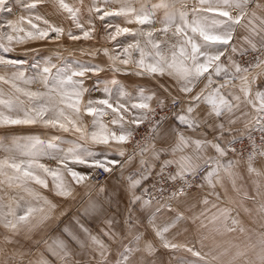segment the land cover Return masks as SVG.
I'll use <instances>...</instances> for the list:
<instances>
[{
  "label": "snow or ice",
  "instance_id": "6c2138e0",
  "mask_svg": "<svg viewBox=\"0 0 264 264\" xmlns=\"http://www.w3.org/2000/svg\"><path fill=\"white\" fill-rule=\"evenodd\" d=\"M40 2L23 3L24 10L30 14L27 29L12 20L0 23V66L5 71L0 74V128L42 125L71 133L74 138L29 135L0 140V153L5 154L0 157V186L18 190L7 203L0 197V227L8 233L4 243H12L22 229L30 233L53 219L58 203L41 195L33 185L64 200L74 198L76 186H80L85 190L81 199H88L82 213L73 217V221L84 239L73 231L71 223L62 231L81 250L87 246L96 252L99 256L96 264H108V245L100 235L92 234L81 216L104 217L101 233L109 239L116 237L114 218L107 216L100 202L91 198V190L96 187L101 171L111 176L119 170L128 199L125 224L129 228L133 226L132 210L138 205L153 224L163 247L184 250L194 258L180 257L178 264H207L194 247L187 242L173 243L166 239L165 233L183 221L179 209L188 202V191L193 185L214 190L216 184H222L223 178L228 177L235 187L234 169L243 159L235 146L245 135L251 144L247 170L261 175L253 165L257 158H264V90H254L253 86L258 78L264 77V16L257 14V9L264 11V4L258 0H194L189 9L187 0H158L151 4L149 0H92L87 8L89 27L85 30L80 22L81 10L65 0H57L59 8L81 33L76 35L69 30V39H92L95 14L104 24V39L116 42L112 50H90L93 56L102 51L113 73L104 82L103 96L93 98L85 82L104 71L100 64L79 60L69 63L59 54L33 56L31 60L7 55L15 45L33 40H59L64 34L62 27L50 23L36 11ZM100 2L118 7L105 10L96 6ZM11 4L12 0H0V13L10 14ZM160 10L163 15L157 21L156 13ZM119 17L137 27L111 23L112 18ZM24 21L21 17L20 23ZM34 21L42 22L44 27ZM156 23L161 27H153ZM238 28L247 33L239 42L234 36ZM118 37L129 42L125 44ZM238 52L241 56L255 55L250 60L237 61L233 57ZM53 59L58 63H53ZM129 65L136 76L153 79L168 76L175 85H159L166 95H160L159 89L143 86L129 91L116 78V73L127 74ZM9 68L13 69L10 75ZM2 85H7V90ZM32 85H38L37 89L33 90ZM173 87L178 89L175 95ZM86 94L89 95L85 100ZM85 116L91 118L88 127L83 124ZM105 116L111 119L105 122ZM238 124H243V128H237ZM141 125H146L143 133L139 132ZM253 132L260 134L259 143ZM137 134L140 139L128 153L125 146ZM89 145L104 146L106 151L101 155ZM242 149L246 150L243 144ZM137 157L135 170L125 176V169ZM45 160L54 162V166ZM197 177L199 184L194 179ZM149 180L152 183L146 186ZM105 191L101 185L97 196ZM106 199L110 200L111 195ZM162 209L172 215L168 217L170 223L159 228L154 220ZM220 211L226 219L228 210ZM232 223L235 225L237 221L233 219ZM48 251L61 264H80L73 259L77 253L62 239L57 238ZM136 251L141 249H127L116 264H139L133 259ZM142 251L151 254L154 249L146 243ZM37 264H49V261L41 258Z\"/></svg>",
  "mask_w": 264,
  "mask_h": 264
},
{
  "label": "crops",
  "instance_id": "0c3cea01",
  "mask_svg": "<svg viewBox=\"0 0 264 264\" xmlns=\"http://www.w3.org/2000/svg\"><path fill=\"white\" fill-rule=\"evenodd\" d=\"M27 2H30V0ZM65 2L71 7L79 8L81 10L80 22L84 26L85 30H87L89 27L86 23L89 15L87 8L92 5V0H65ZM258 2L264 4V0H258ZM96 6L99 7V3ZM137 6L139 7V5ZM36 11L50 23L54 22L52 24H55L56 26L59 24V27L66 29V15L68 14L59 8L57 0H41ZM257 14L264 16V11L257 9ZM162 15V10L157 11V21L162 17ZM92 20L95 29H98V16L94 14L92 16ZM255 22L256 24H259L258 20ZM113 24H119L122 27L129 28L137 27L136 24H126L123 17L114 18ZM157 24L160 28L161 25L159 23ZM111 30L114 31V28ZM245 35H247L245 30L240 28H238L234 33L235 39L238 42L242 41V38ZM118 40L123 41L125 44L129 42L123 37H118ZM92 42H94V40ZM92 42L91 45L88 46L94 47L95 44ZM115 43L116 42L109 41L108 49L112 50L111 45L115 46ZM79 56L83 58V60L79 59V61H84V58H86L94 64H100L104 68V71L99 73L98 77L93 76L91 78V83L95 86V91L93 92L103 96L104 82L111 79L113 76L112 71H110L108 67L109 62L107 56H101L98 54L95 56L81 54ZM80 57L77 56V58ZM253 57L254 55L252 53H247L241 56L238 52L233 58L237 61H247ZM131 67V65L128 66L127 74L116 73V78L126 85L129 91H132L137 86H143L148 89H159L160 84H164L165 86L175 85V81L168 76L157 79H153L148 76H136L132 74ZM202 86V84L199 85V87ZM87 87L89 88V86ZM253 88L254 90H264V77L258 78L257 83L253 86ZM172 91L175 95L177 94L178 89L173 87ZM159 93L160 95H166V93L163 92V89H159ZM248 110L251 111L250 108ZM90 119V117L86 116L83 118V124L85 127L89 126ZM110 119L111 117H108V119L106 118L104 121L108 122ZM172 122V120H169V123ZM236 127L242 129L243 124H238ZM43 135L53 134L51 133V130L43 128ZM58 135H63L66 140L74 138L71 133L59 132ZM1 138L3 139V137ZM89 147L101 155H103L106 151L104 146L89 145ZM116 158L119 159V157ZM126 158L127 157H125V159ZM138 161L139 158L137 157L133 160L132 164L127 166L124 171L125 176L128 172L135 170ZM50 165L54 166V162L51 161ZM253 167L258 169L261 172V175H256L255 173L250 174L247 170V164L244 161H240L239 165L234 169L237 174L235 187L233 186L231 179L224 177L222 184H216L214 190L208 186L197 187L194 191L196 193V199H190V196L195 194L194 192L188 194V202L179 209V211L183 214L184 219L174 227L169 228L168 232L165 233L166 239L170 238V241L173 243L174 241L175 243L176 241H182L183 243L187 242L189 246L194 247L195 250L196 247L201 248L205 255H209L210 258L211 256L213 257L209 260V264H262V258H264V243L262 249L258 250H255L253 246L247 244L250 242L249 239L253 238L252 236L260 234V232L257 231L259 229H252L247 225L250 224L253 227H257L256 224L259 223V227L261 228L260 230L264 232V158H257ZM101 185L105 187L106 191L97 196L98 189ZM4 186L5 185L0 186V196H2ZM33 186L40 191L41 195L47 196L49 199L58 203L59 207L54 213L51 221L30 233L22 229L13 237L12 243H4V236L8 235V233L0 227V264H7V255L12 253L29 254V258L25 264H37L41 258L49 261V264H61V261L48 251L49 245L54 246V241L57 238L64 240L70 245L74 252L77 253V255H74L73 257L75 261H79L80 264H96L97 260H99V256L96 252L92 251L87 246L81 250V248L62 231L65 225H69L71 223L73 231H76L82 240L84 239V235L79 233V230L73 221V217L80 215L83 211L84 202L88 199V197H84V200L81 199L85 190L80 186H76L74 198L64 200L59 197H55L50 191L40 189L39 186ZM12 191V197L16 196L18 190L12 188ZM109 194L111 195L110 200L106 199ZM91 198L98 200L102 207L107 210L106 215L113 217L115 220L113 231L116 232L117 235L114 239H109L101 233V229L104 228V217L93 219L91 217L81 216L82 222H84L87 227L91 229L92 234L100 235L104 242L108 245L109 251L106 254L108 264H116L117 260L115 256L125 246L124 243L121 244L122 241L127 242V240H129L130 243H134V248L131 246V249L139 248V244L140 249H143L147 243L148 237H154L160 241L155 235L153 224L145 218L146 214L141 213L138 205L132 210V216L134 218L133 226L129 228V226L125 224V220L128 217V199L124 190V182L120 179L119 170L111 176L105 174V177L100 182L96 183V187L91 190ZM204 200H207L208 203H203ZM4 202L7 203V200H4ZM221 209L228 210L226 219L223 215H221ZM61 212L64 213L63 216L60 215ZM171 215L172 213L168 212L167 209H162L155 217V226L159 228L167 226V224L170 223L168 217ZM136 217H139V219H136ZM233 219L237 221L235 225L232 223ZM246 222L248 223L246 226L242 224ZM239 223H241V225H239ZM262 235L264 237L263 233ZM85 245H87L86 240ZM251 249L253 252L250 251ZM115 251L116 255L113 256V259L109 258L108 255L114 253ZM136 252V256L139 257L143 254L142 251ZM245 252L254 254L252 256L247 255V257L244 258L247 262L239 263L244 259L239 260L238 258H243ZM167 253L172 260L167 264H176L178 263V259L181 255H190V253L184 250H172ZM227 253L233 255L232 258L235 260H228ZM187 259L192 260L194 258L187 257ZM161 264H163V262Z\"/></svg>",
  "mask_w": 264,
  "mask_h": 264
},
{
  "label": "rangeland",
  "instance_id": "374dc122",
  "mask_svg": "<svg viewBox=\"0 0 264 264\" xmlns=\"http://www.w3.org/2000/svg\"><path fill=\"white\" fill-rule=\"evenodd\" d=\"M27 1L28 0H23V2H18V0H12V4H11L12 12L10 14L0 13V23L6 24V21L12 20L14 22H17L19 27H24L25 29H27L29 27L27 25V17L30 14L27 13L23 7V3L27 2ZM187 1L190 2L191 5H193V3H194V0H187ZM157 2H158V0H149L150 4L151 3H157ZM137 5H139V3L134 4L135 7ZM99 7L104 8L105 10L111 11V10H114V8H117L118 5L117 4H110V5L105 6L102 2H100ZM21 17L25 18V21L23 23H20ZM56 17H57V15H56ZM66 18H67V27H66V29L63 28L64 34L61 35L59 40H56L54 38L53 39H46V40H33V41H29L27 43L15 45L13 51L7 55H9L11 58H20V59L31 60V58L33 56H54L56 54H59L61 57H63L65 59L66 62L70 63L73 60H79V59L83 60V58H81L79 56L81 54L91 55L90 50L93 48H99V49L108 48L109 40L104 39L106 33L104 31L103 22H101L99 20V27H98V29H95V31L93 32V38L92 39H89V40L80 39V40L74 41V40H71L68 38L67 32L69 30H71L74 34L80 35L81 34L80 30L75 27L71 18L68 15H66ZM113 21H114V18H112L111 23H113ZM34 22L38 23V25L40 27H44L42 22H37V21H34ZM57 22H58V20H57ZM52 23H54V22H52ZM57 26H59V24ZM153 27L159 28V25L156 23L155 25H153ZM5 31H7L6 28H5ZM20 35H23V33H21ZM52 35L54 37L55 34H52ZM93 40H94V42H92ZM5 42H7V41H5ZM91 42L93 44H95L94 47L88 46V45H91ZM111 46L113 49L114 45H111ZM96 54L104 56V53L102 51L98 52ZM77 56L80 58H77ZM86 60H87V62H91L89 59L84 58L85 62H86ZM53 63H58V61L53 59ZM25 68H27V65H25ZM11 71H13V69L9 68L7 70V74L10 75ZM0 74H5L3 66H0ZM26 74H31V73L28 72ZM85 83H86V86H89V89H90L89 94L91 97H93V98L101 97L98 93L93 92V91H95V88H94L95 86H93V84L91 83V79L87 80ZM2 87H4L5 90H7V88H8L7 85H2ZM37 87H38V85H32L33 90H36ZM89 94H86L85 100L88 98ZM108 117L109 116H105L103 119H106V118L108 119ZM43 128H45V127H43L42 125H39V126L38 125L16 126L14 128H11V129L0 128V140H4L5 138L12 139L14 137L19 138V137H25V136L37 135V134L42 136L43 135ZM46 130H51V133L53 135L54 134L58 135L60 132L58 129L46 128ZM1 137H3V139ZM4 155H5L4 153H0V157H3ZM241 161H244L246 163V159H241ZM43 162L50 164L51 161L45 160ZM12 194H13L12 188H9L8 186L5 185L4 189L2 190V196H0V197H2L3 199L5 198L4 200L8 201V199L10 197H12ZM191 197H196V193L193 194L192 196H190V199H191ZM242 224H244L246 226L248 223L246 222V223H242ZM239 225H241V223H239ZM259 225H260L259 223L256 224L257 227H253L250 224L247 225V226L251 227L252 229H259L257 231L260 232V234H255L254 236H252L253 238H250L249 239L250 242L247 243L248 245L253 246L255 248V250L262 249V246L264 243V237L262 235V233L264 234V232L262 230H260L261 228L259 227ZM168 240H170V238H168ZM123 243L125 244V246L117 253V255H116V251H115L114 253L108 255V257L113 259V256L116 255L115 258H116V260H118L121 257V253L125 252L127 249H131V246H132V248H134L133 246L135 245L134 243H130L129 240H127V242L122 241L121 244H123ZM147 243H150L152 245L154 251L151 254H149L147 251L145 252V251H142V249H141L143 254L140 255V257H139V256H136L137 252H135V255L133 257L134 261L139 262V264H161L162 262H163V264H167V263H170V261H172L167 252H170L173 249L163 247V244L160 241H158L157 238H154V237H148ZM174 243H175V241H174ZM176 243L177 244H183L182 241H176ZM139 249H140V244H139ZM196 251H199L201 253V255L204 257V260L207 261L208 264L210 263L209 260H211V258H213L212 256L210 258L209 255L208 256L205 255L202 252V249L199 247H196ZM250 251L253 252L252 249ZM227 254H228V260H230V259L235 260L234 258H232L233 255H231L229 253H227ZM253 254L254 253L245 252L243 255V258H238V259L239 260L244 259L245 257H247V255L252 256ZM16 255H21V256L26 257L24 264L26 263V261L29 258V254H26V253H22V254L12 253V254L7 255L8 256L7 262L9 263L10 260ZM180 257H184L187 259V257H192V256H191V254L190 255L185 254V255H181ZM0 262H1V259H0ZM243 262L245 263V262H247V260L244 259L242 262H239V263H243ZM176 264H178V263H176ZM249 264H251V263H249Z\"/></svg>",
  "mask_w": 264,
  "mask_h": 264
},
{
  "label": "built area",
  "instance_id": "2783aa9c",
  "mask_svg": "<svg viewBox=\"0 0 264 264\" xmlns=\"http://www.w3.org/2000/svg\"><path fill=\"white\" fill-rule=\"evenodd\" d=\"M177 6L179 7V5H177ZM191 6H192L191 3L187 1V7L190 8ZM252 54L255 55L254 53H252ZM145 131H146V125H141V128L139 129V132L143 133ZM253 136H254L256 142L259 143L260 134L258 132H253ZM138 139H140V135L139 134L134 136L133 140L128 145L125 146L127 151H128V153H131L132 147L135 144V141L138 140ZM242 144L245 146L246 150L242 149ZM235 147L240 152V155L244 159H246L247 158V153L251 152V144H250V142H249V140L247 138V135H245L242 138V141L240 143H237ZM104 177H105V173H103L101 171V174L97 177L95 183L100 182ZM194 179H196L197 180V184H199V182H200L199 178L197 177V178H194ZM151 183H152V181L149 180L147 186H150ZM196 189H197V186L193 185L192 188L188 191V194L191 193V192H194ZM25 258H26L25 256L16 255L10 260V262L8 264H24V262L26 260Z\"/></svg>",
  "mask_w": 264,
  "mask_h": 264
},
{
  "label": "bare ground",
  "instance_id": "6f19581e",
  "mask_svg": "<svg viewBox=\"0 0 264 264\" xmlns=\"http://www.w3.org/2000/svg\"><path fill=\"white\" fill-rule=\"evenodd\" d=\"M192 193V192H191ZM190 194V193H189Z\"/></svg>",
  "mask_w": 264,
  "mask_h": 264
}]
</instances>
